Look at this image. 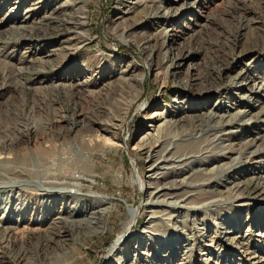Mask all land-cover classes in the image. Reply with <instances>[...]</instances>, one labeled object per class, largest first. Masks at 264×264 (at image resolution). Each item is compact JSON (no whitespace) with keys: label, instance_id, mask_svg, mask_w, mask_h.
Instances as JSON below:
<instances>
[{"label":"rangeland","instance_id":"374dc122","mask_svg":"<svg viewBox=\"0 0 264 264\" xmlns=\"http://www.w3.org/2000/svg\"><path fill=\"white\" fill-rule=\"evenodd\" d=\"M263 140L264 0H0V264H264Z\"/></svg>","mask_w":264,"mask_h":264},{"label":"bare ground","instance_id":"6f19581e","mask_svg":"<svg viewBox=\"0 0 264 264\" xmlns=\"http://www.w3.org/2000/svg\"><path fill=\"white\" fill-rule=\"evenodd\" d=\"M244 14V13H243ZM245 16V15H244ZM163 45V44H162ZM164 46V45H163ZM167 46V45H166ZM169 50V49H168ZM234 51V50H233ZM190 52V51H189ZM232 52V51H231ZM245 50H241L240 51V54H245ZM236 53V52H235ZM184 54H182V56H183ZM180 56V55H179ZM178 59V58H177ZM177 59H174L173 60V62H172V67H179V65L181 64L180 62H178L177 61ZM181 59V58H180ZM178 69V68H177ZM193 75H194V72H193V74H192V77H193ZM239 75V74H238ZM237 77V76H236ZM235 81V80H234ZM211 86V85H210ZM255 88H257V87H255ZM258 88H262L263 89V87L261 86V87H258ZM254 89V88H253ZM246 97V96H245ZM243 98H244V96H243ZM222 109V108H221ZM214 110H220V108H218V106H216V108L214 109ZM214 110H211L210 112H208V113H206V112H203L201 115H197L196 117H195V119H196V121L197 122H201V123H203V122H208V121H212V120H214L213 118L215 117V115H217V113H216V111L214 112ZM242 113V112H241ZM263 113V112H262ZM199 114V113H198ZM222 117V116H221ZM223 118V117H222ZM192 119V118H191ZM158 121H159V119H157V117L156 118H154V120L152 121V123H151V125H149V128H151L152 130H154V132L155 133H152L149 137H147V138H149V139H152V138H155V136L156 135H158L159 134V132L161 133V128H162V126L164 125V123H161V124H157L158 123ZM226 122V121H225ZM228 122V121H227ZM226 122V123H227ZM230 122V121H229ZM223 123V122H222ZM228 124V123H227ZM225 125V124H224ZM233 125V124H232ZM221 126H222V124H221ZM229 132V131H228ZM148 133V132H147ZM230 133V132H229ZM148 134H150V133H148ZM158 137V136H157ZM187 139V138H186ZM254 141V140H253ZM264 141V140H263ZM256 143V142H255ZM255 144H250V145H248L249 147H251V148H253V146H254ZM245 146V145H244ZM260 146V145H259ZM264 146V145H263ZM248 147V148H249ZM263 148V147H262ZM256 149V148H255ZM244 150V149H243ZM259 150V149H258ZM150 151H151V149H150ZM168 159V158H167ZM155 166H156V164H155ZM157 167V166H156ZM161 168V167H160ZM157 177V176H156ZM142 182H143V180H142ZM174 183V182H173ZM39 184V183H38ZM142 184H144V182L142 183ZM176 184V183H175ZM180 184V183H179ZM183 184V182L181 181V185ZM177 185V184H176ZM151 186V185H150ZM173 186V185H172ZM244 186V185H243ZM40 187H42V185L40 184ZM168 187V186H167ZM247 187V186H246ZM253 187H254V185H253ZM251 188V187H247V191L245 190V192H247L248 194H255L256 192H257V190L255 189V188ZM174 188V187H173ZM66 190V188H61L60 190H59V192H61V193H64L63 192V190ZM166 188H165V185L163 186L162 185V187H158V189L156 190V191H154L153 193H151L154 197H156V198H158L160 195H162L161 193L165 190ZM172 189V188H171ZM177 189V188H176ZM237 189L238 190H240V189H242V191H244V189L242 188V186H238L237 187ZM246 189V188H245ZM45 190H47L46 192H52V190H50V189H45ZM64 190V191H65ZM56 191V190H55ZM79 191V190H78ZM77 190H75V191H72L71 190V193H73V194H76V192H78ZM166 191V190H165ZM261 193V192H260ZM50 194V193H49ZM169 194V193H168ZM158 195V196H157ZM175 196V195H174ZM98 200H99V204L100 205H103V204H105V202H106V200H108V197H106V196H104V195H101V194H96V196H95ZM169 197H171V196H169ZM155 200H157V199H155ZM160 201V200H159ZM166 201V200H165ZM182 201V200H181ZM155 202V201H154ZM163 202V201H162ZM167 202H168V200H167ZM150 203H152V200H151V197L149 198V200L147 201V204H150ZM173 202H171V204H172ZM176 203V202H175ZM178 203V202H177ZM155 204V203H154ZM166 204V203H165ZM168 205V204H167ZM176 205H179V203L178 204H176ZM106 207H103V208H100L98 211H99V213H100V217L98 218V220H100L101 218H102V216L104 215V213H105V211H106ZM129 209H130V213H131V220H130V222H129V226L131 227V226H133L132 224H133V222L137 219V217H138V210L137 209H134V208H132V207H129ZM96 214H97V212H96ZM98 216V215H97ZM97 221H94V222H91V224L92 225H97V223H96ZM99 222V221H98ZM130 233H128V232H125V233H122V234H120L119 235V237H117V239H116V241H115V243L112 245V247L110 248V252H113L114 250H118L122 245H124L125 243H129L130 242ZM132 246V245H131ZM136 247V246H135ZM133 249V250H132ZM134 251V246H132V247H130V244H128V246H127V248L126 249H123V251L121 250V252H123V254H122V256H121V258H120V261L119 262H117V264H131V263H128L129 262V259L131 258V256H130V254H132V252ZM210 252L208 251V252H206V253H204V255H207V254H209ZM207 259H210V257H208ZM259 262V261H258Z\"/></svg>","mask_w":264,"mask_h":264}]
</instances>
